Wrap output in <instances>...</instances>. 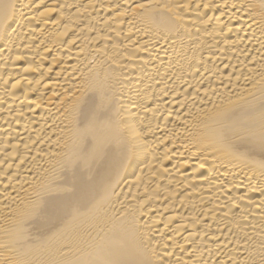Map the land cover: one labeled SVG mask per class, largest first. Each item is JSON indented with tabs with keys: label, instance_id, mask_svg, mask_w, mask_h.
Listing matches in <instances>:
<instances>
[{
	"label": "bare ground",
	"instance_id": "obj_1",
	"mask_svg": "<svg viewBox=\"0 0 264 264\" xmlns=\"http://www.w3.org/2000/svg\"><path fill=\"white\" fill-rule=\"evenodd\" d=\"M0 264H264V0H0Z\"/></svg>",
	"mask_w": 264,
	"mask_h": 264
}]
</instances>
